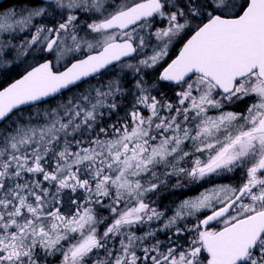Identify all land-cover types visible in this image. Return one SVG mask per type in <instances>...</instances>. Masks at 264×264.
Instances as JSON below:
<instances>
[{"label": "snow or ice", "instance_id": "1", "mask_svg": "<svg viewBox=\"0 0 264 264\" xmlns=\"http://www.w3.org/2000/svg\"><path fill=\"white\" fill-rule=\"evenodd\" d=\"M0 264H264V0H0Z\"/></svg>", "mask_w": 264, "mask_h": 264}]
</instances>
